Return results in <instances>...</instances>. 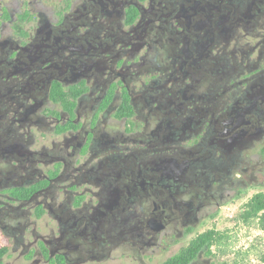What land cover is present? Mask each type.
<instances>
[{"label": "flooded vegetation", "instance_id": "flooded-vegetation-1", "mask_svg": "<svg viewBox=\"0 0 264 264\" xmlns=\"http://www.w3.org/2000/svg\"><path fill=\"white\" fill-rule=\"evenodd\" d=\"M253 188L264 0H0V264H215Z\"/></svg>", "mask_w": 264, "mask_h": 264}, {"label": "rangeland", "instance_id": "rangeland-1", "mask_svg": "<svg viewBox=\"0 0 264 264\" xmlns=\"http://www.w3.org/2000/svg\"><path fill=\"white\" fill-rule=\"evenodd\" d=\"M264 188H253L226 205L208 227L218 230L222 242L213 245L215 264H264V226L259 220L244 223L240 216L248 201ZM174 253L155 257L152 264H164ZM130 264V263H125Z\"/></svg>", "mask_w": 264, "mask_h": 264}, {"label": "trees", "instance_id": "trees-1", "mask_svg": "<svg viewBox=\"0 0 264 264\" xmlns=\"http://www.w3.org/2000/svg\"><path fill=\"white\" fill-rule=\"evenodd\" d=\"M60 98H63V97L60 95ZM240 218L244 223H248L253 220H259L261 224L264 226V191L255 194L248 201ZM214 234L215 235L212 236V238L209 237L208 240H211L212 244H214L217 241L222 242L221 235L219 234L217 235L216 233ZM204 238L207 239V236H202L201 238H199V240H203ZM189 249H193V252L191 254L189 253L190 251H188ZM199 249L200 247L196 245V242H194L190 248L183 250L179 255L173 257L172 259L168 260L164 264H179V262L181 261V258L185 255L188 256L189 258L186 261L182 260L180 264L186 263L196 255Z\"/></svg>", "mask_w": 264, "mask_h": 264}]
</instances>
